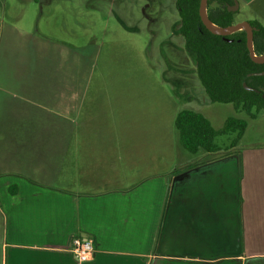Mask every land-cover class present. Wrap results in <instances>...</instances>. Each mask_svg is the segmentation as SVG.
<instances>
[{
	"label": "crops",
	"instance_id": "crops-1",
	"mask_svg": "<svg viewBox=\"0 0 264 264\" xmlns=\"http://www.w3.org/2000/svg\"><path fill=\"white\" fill-rule=\"evenodd\" d=\"M235 1V23L264 27V0ZM81 52L0 19V264H264V144L190 159L165 141L172 95L150 144L113 109L97 130Z\"/></svg>",
	"mask_w": 264,
	"mask_h": 264
},
{
	"label": "rangeland",
	"instance_id": "rangeland-1",
	"mask_svg": "<svg viewBox=\"0 0 264 264\" xmlns=\"http://www.w3.org/2000/svg\"><path fill=\"white\" fill-rule=\"evenodd\" d=\"M1 12L5 23L82 48V57L76 61L84 83L92 86L89 98L98 103L97 130L111 129L106 116L113 109L122 128L117 130H130L131 143L140 140L135 136L138 130H147L150 144L152 125L161 134L168 123L167 104L172 95L177 111L198 112L215 130L228 118L246 121L239 146L264 144V112L252 119L232 104L209 101L182 37L174 34L179 21L174 0H0ZM119 19L133 30L123 28ZM70 59L65 68L75 69V57ZM164 131L166 143L177 149L174 128ZM236 134L218 137L217 145L228 147ZM185 153L194 160L199 156ZM184 161L180 158L175 168Z\"/></svg>",
	"mask_w": 264,
	"mask_h": 264
},
{
	"label": "trees",
	"instance_id": "trees-1",
	"mask_svg": "<svg viewBox=\"0 0 264 264\" xmlns=\"http://www.w3.org/2000/svg\"><path fill=\"white\" fill-rule=\"evenodd\" d=\"M179 21L174 34L182 37L186 52L192 57L197 76L206 96L212 103L232 104L237 111L250 118L264 109V63L251 60L246 46L245 31L222 37L211 33L199 16L200 0H174ZM233 0H207L206 15L217 27L235 24L234 13L228 11ZM121 26L127 27L120 19ZM253 28V52L258 57L264 52V27L250 22ZM244 85L249 88L247 90ZM174 130L180 147L190 154H215L222 149L218 137L236 132L235 140L224 150L238 144L247 127L246 121L228 118L224 126L215 130L202 114L181 110L174 118ZM12 192V191H11Z\"/></svg>",
	"mask_w": 264,
	"mask_h": 264
},
{
	"label": "water",
	"instance_id": "water-1",
	"mask_svg": "<svg viewBox=\"0 0 264 264\" xmlns=\"http://www.w3.org/2000/svg\"><path fill=\"white\" fill-rule=\"evenodd\" d=\"M206 2H207V0H200V5H199V16H200V19H201L203 25L206 27V29L209 30L213 34L219 35L222 37L231 35L237 31H245V33H246V46H247L251 60L255 63H258V64L264 63V52L261 56H258V57L253 52V46H252L253 28L250 25V23L247 21H243V22L235 23V24H233L229 27H225V28L217 27L214 24H212L207 18ZM236 9H237V2L235 0H233V5L228 7V11L234 12ZM262 74H264V72L260 73L259 75H262ZM244 87L247 90H249V88H247L246 85H244Z\"/></svg>",
	"mask_w": 264,
	"mask_h": 264
},
{
	"label": "built area",
	"instance_id": "built-area-1",
	"mask_svg": "<svg viewBox=\"0 0 264 264\" xmlns=\"http://www.w3.org/2000/svg\"><path fill=\"white\" fill-rule=\"evenodd\" d=\"M71 252L79 263L88 262L95 255V249L90 238H74L71 243Z\"/></svg>",
	"mask_w": 264,
	"mask_h": 264
}]
</instances>
